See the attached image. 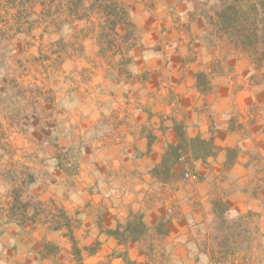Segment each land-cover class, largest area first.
<instances>
[{
	"label": "crops",
	"instance_id": "crops-1",
	"mask_svg": "<svg viewBox=\"0 0 264 264\" xmlns=\"http://www.w3.org/2000/svg\"><path fill=\"white\" fill-rule=\"evenodd\" d=\"M111 6L131 21L114 23L124 62L88 64L64 126L52 111L24 152L19 195L0 178V264H220L227 213L264 236V61L212 40L203 3Z\"/></svg>",
	"mask_w": 264,
	"mask_h": 264
},
{
	"label": "rangeland",
	"instance_id": "rangeland-1",
	"mask_svg": "<svg viewBox=\"0 0 264 264\" xmlns=\"http://www.w3.org/2000/svg\"><path fill=\"white\" fill-rule=\"evenodd\" d=\"M188 1L195 6L203 3L212 17L223 0ZM113 8L111 0H0V178L5 175L13 183L14 194L26 187L16 185L29 173L20 163L24 152L40 126L41 133L48 130L53 112L64 126L65 100L91 78L88 64L124 62L121 57L114 60L128 46L125 40L115 42L114 23L126 14ZM216 20L207 21L211 39L228 52L240 51L234 48L232 35L214 25ZM96 46L102 58L80 57ZM211 232V253L220 264H264V236L254 219L223 214Z\"/></svg>",
	"mask_w": 264,
	"mask_h": 264
},
{
	"label": "trees",
	"instance_id": "trees-1",
	"mask_svg": "<svg viewBox=\"0 0 264 264\" xmlns=\"http://www.w3.org/2000/svg\"><path fill=\"white\" fill-rule=\"evenodd\" d=\"M214 15L209 18L217 17L214 25L232 35L235 49L264 61V0H223Z\"/></svg>",
	"mask_w": 264,
	"mask_h": 264
},
{
	"label": "built area",
	"instance_id": "built-area-1",
	"mask_svg": "<svg viewBox=\"0 0 264 264\" xmlns=\"http://www.w3.org/2000/svg\"><path fill=\"white\" fill-rule=\"evenodd\" d=\"M163 87L166 89L168 88L167 84H164ZM62 162H65L66 164H70L71 162H73L74 166L76 169H78L77 164H75L76 161L71 160L68 157L62 156L61 158ZM199 177L197 176V174L195 172H193L189 166H185L184 171H183V175H182V182L186 183L188 181H192V180H197ZM171 218V211H168L165 215V220H169Z\"/></svg>",
	"mask_w": 264,
	"mask_h": 264
}]
</instances>
